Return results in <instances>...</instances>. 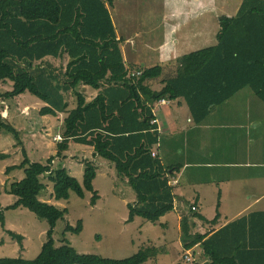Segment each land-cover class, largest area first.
I'll use <instances>...</instances> for the list:
<instances>
[{"label":"trees","instance_id":"trees-1","mask_svg":"<svg viewBox=\"0 0 264 264\" xmlns=\"http://www.w3.org/2000/svg\"><path fill=\"white\" fill-rule=\"evenodd\" d=\"M113 1L0 0V85L12 84V90L0 92V134L22 143L19 130L2 116V104L21 97L43 103L42 117L66 115L60 151H68L71 142L93 148L94 157L114 167L118 179L127 181L136 194V203L128 206V224L141 218L157 225L175 211L176 200L173 169L165 167L158 154L153 156L161 144L155 114L159 102H185L197 125L245 89L264 103V0H243L236 16L207 20L210 28L218 29L213 51L196 72L172 77L159 91L153 85L163 78L161 66H126ZM81 90L95 93L93 99ZM23 155L19 166L7 170L8 175L22 171L24 178L6 192L17 199L6 211L28 210L49 229L34 260L4 258L0 264H147L160 255V249L147 248L126 260H110L79 254L68 240L57 247L55 229L69 210L41 200L48 190L42 177L48 176L53 184L52 198L57 202H68L72 194L81 199L92 194L95 207L100 198L94 187L98 166L86 162L80 183L65 167L52 169V159L44 165L31 162L25 151ZM189 211L180 224L188 264L201 255L192 251L198 246L206 259L202 264H264V211L203 236L191 234V219H204L195 208ZM219 217L218 205L210 224ZM0 224L6 225L1 213ZM83 229L79 221L75 227L67 225L64 235H80ZM10 235L22 243V237Z\"/></svg>","mask_w":264,"mask_h":264},{"label":"crops","instance_id":"crops-1","mask_svg":"<svg viewBox=\"0 0 264 264\" xmlns=\"http://www.w3.org/2000/svg\"><path fill=\"white\" fill-rule=\"evenodd\" d=\"M197 1L190 0L184 4L179 0H171L173 5H165L158 21H150L151 17L148 15L150 19L145 26L149 35H155L152 44L145 42L138 46L136 40L141 34L139 28L142 26L132 30L131 21L119 22L115 16L113 18L118 39H121L126 66L129 69L162 67V82L153 85L154 91H159L167 80L178 74L196 72L216 45L218 29L206 24L210 18H219L218 13L208 11L209 6L214 8V2H207L204 9L198 10ZM113 3L115 9V1ZM150 13L153 11L147 12ZM155 13L154 11V17ZM169 18L177 21L175 28H179L178 34L186 22L187 26L191 23L194 26L189 28L188 36L178 35L172 39ZM182 19H186V22ZM198 20L201 21L200 30ZM203 25L210 30L204 33ZM160 34L161 38L158 37ZM143 53L145 56L140 55ZM155 114L161 144L155 148L153 156L158 154L162 164L173 169L171 185L176 197L175 211L163 219L174 217L167 222L175 225L178 238L176 243L181 250L180 224L182 218L190 214V207L195 208V212L204 219H191L193 236L212 234L252 212L264 211V103L252 91L245 89L214 108L199 125L194 122L187 104L182 101L160 107ZM98 177L99 174L96 180ZM95 191L100 202L102 196L96 188ZM218 205L220 217L211 225L210 222L217 215ZM157 225H163V231L169 232L162 239L164 243L171 241L168 244L172 245L170 235L173 229L169 231L171 227L161 222ZM163 250L166 252L168 248ZM192 251L201 254L196 258L195 264L206 261L202 257L200 246Z\"/></svg>","mask_w":264,"mask_h":264},{"label":"rangeland","instance_id":"rangeland-1","mask_svg":"<svg viewBox=\"0 0 264 264\" xmlns=\"http://www.w3.org/2000/svg\"><path fill=\"white\" fill-rule=\"evenodd\" d=\"M114 1L115 9L112 11L115 19L119 22L131 21L132 30L142 26L139 28L141 34L136 40L138 46L140 43L145 42L152 44V38L155 35L152 33L149 35L145 26L150 17V21L153 19L158 21L160 13L165 10V5L170 7L173 5L171 0ZM179 1L186 4L190 0ZM212 1L214 2V8L212 9L209 6L208 11L212 12L213 10V14L218 13L219 18L236 16L241 2V0H198L196 3L199 6L198 10L204 9L208 4L207 2ZM148 11H153V13L147 14ZM154 11L156 12L155 17ZM182 20L186 22V19ZM176 23L175 19H168L172 39H175L178 35L180 37L182 35L188 36L190 33L189 28L194 26V23L187 26L186 22L178 34L179 28H175ZM200 28L201 21L198 20V29L200 30ZM203 28L204 33L210 30L205 25H203ZM158 37L161 38V34ZM154 43H157V41L154 40ZM182 43L180 42V44ZM140 55L145 56L144 53ZM160 82L161 80H157L156 84ZM9 90H12V84L11 87L9 84L0 85L1 93ZM82 92L87 95L88 100L93 99L95 95L89 90H83ZM74 102L72 98L71 104ZM2 105V116L9 119L11 124L19 130L22 143H17L10 135L0 134V156H6L4 159L0 158V189L3 192L0 196V213L4 215L6 221L4 228L0 224V259L22 258L34 260L40 254L42 246L46 242V234L49 229L46 222L38 220L33 213L25 209L6 211L8 207L17 201L14 196L8 195L6 192L10 191L13 182L24 178L22 171H15L8 175L7 170L19 166L24 161L23 152L25 151L33 163L38 162L46 165L52 159V169H57L59 166L65 167L80 183L83 181L84 164L86 162H92L98 166L99 177L95 182V188L101 194L102 200L95 207L90 202L92 194H86L85 199L72 194L68 202H57L52 198L53 184L48 176L42 177V182L48 187V190L41 197V200L50 202L61 210H69V215L66 216L64 221L59 222L55 229L54 238L57 247L68 240L79 254L95 255L110 260H126L151 247L160 249L159 252L162 254L161 249L167 247L168 250L163 255L158 256V260L153 258L147 264H188L184 259L185 253L176 243L178 238L175 225L167 222L168 219L172 220L173 216L161 220L163 224H168L171 227L169 231L173 229L170 235L173 239L172 245L168 244L171 242L169 240L164 243L162 237L165 234L168 236L169 232H164L161 225L152 224L141 218H136L134 223L128 224L130 212L128 206L136 203V194L128 186L127 181L118 179L114 167L111 168L110 164L103 159L95 158L94 150L91 147L71 142L68 151H60L58 148L61 143L59 134L63 132L61 125L66 115H60L58 118L42 117L39 111L45 105L41 102L32 101L28 96ZM166 106L168 105L162 107ZM208 206L212 207V205ZM242 206L244 205H239V207ZM79 221L84 224L83 232L80 235H64L67 225L75 227ZM10 233L22 237V243L11 237Z\"/></svg>","mask_w":264,"mask_h":264},{"label":"built area","instance_id":"built-area-1","mask_svg":"<svg viewBox=\"0 0 264 264\" xmlns=\"http://www.w3.org/2000/svg\"><path fill=\"white\" fill-rule=\"evenodd\" d=\"M163 105H164V106H165V105H168V106H169L170 103L167 102V101H165V100H161V101L159 102V108L162 107ZM154 123L156 124V121H154L153 124H154Z\"/></svg>","mask_w":264,"mask_h":264}]
</instances>
